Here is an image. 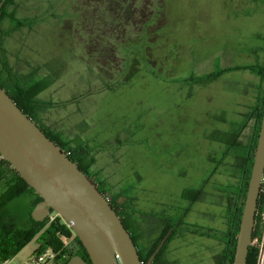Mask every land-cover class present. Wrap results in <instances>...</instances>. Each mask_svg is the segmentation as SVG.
Returning <instances> with one entry per match:
<instances>
[{
  "label": "rangeland",
  "instance_id": "374dc122",
  "mask_svg": "<svg viewBox=\"0 0 264 264\" xmlns=\"http://www.w3.org/2000/svg\"><path fill=\"white\" fill-rule=\"evenodd\" d=\"M153 2L134 22L131 34L118 39L120 54L111 60L115 64L104 54L97 61L96 51L91 55L83 21L95 11L92 0H16L7 11L14 8L17 21L4 24L1 45L15 74L46 66L29 80L33 83L44 74L54 79L38 96L56 89L52 100L60 101L44 97L42 104L61 109V130L67 133L62 138L91 150L89 176L120 210L137 214L143 207L151 214L163 206L162 213L176 219L187 205L182 190L202 176L198 167L206 162L205 152L223 147L209 142L204 133L244 122L240 113L263 83L248 69L227 72L209 83L191 76L264 63V0ZM150 9L154 14L143 25ZM93 23L86 19L85 24ZM252 48L258 53L248 52ZM232 162L227 156L214 176L232 178ZM207 205L203 209L213 212V220L206 216L199 221L216 229L227 227L217 205ZM27 211V197L9 202L0 211V233L25 228ZM194 219L189 214L178 228L184 240L171 241L169 264H213L223 247L216 239L188 233L185 224ZM155 235L149 233L142 245L152 243ZM37 248L38 239H30L11 264L29 263Z\"/></svg>",
  "mask_w": 264,
  "mask_h": 264
},
{
  "label": "trees",
  "instance_id": "16d2710c",
  "mask_svg": "<svg viewBox=\"0 0 264 264\" xmlns=\"http://www.w3.org/2000/svg\"><path fill=\"white\" fill-rule=\"evenodd\" d=\"M2 0H0L1 2ZM94 3L92 9L95 11H90L91 15L85 16L84 29L87 30V40L88 43L92 44L91 55L94 51L98 54L94 61L101 58V54L106 55L109 62L115 57H119V47L117 45L118 39L131 34L130 30H133L134 22L136 20L142 19L145 16L146 8L148 9L149 4H153V0H92ZM16 0H5L2 8L0 9V20L4 16H9L12 19H16L15 11H7V5L14 4ZM128 14V19L123 20L122 15ZM93 15L95 19L93 18ZM143 20V25H145L151 19L149 14ZM86 19L95 22L92 24H85ZM92 19V20H91ZM19 23V21H18ZM17 23V24H18ZM16 24V25H17ZM19 23L18 25H20ZM18 29L16 26L14 28ZM6 32H0V48L2 50L3 36ZM264 39V36H263ZM96 48V49H95ZM110 50V54H105L106 51ZM116 61H112L111 64H115ZM7 59L3 62L4 69L7 70L8 77L10 81L7 85H0L5 89V91L11 96L15 103L37 124H40L37 120L38 110L41 108V100L38 98V94L44 90L52 80L49 78L39 79L33 83L26 81L25 76L17 75L12 72V68H9ZM109 64V65H111ZM251 70L256 72L263 79L264 82V63L263 64H244V65H232L222 68H217L207 74L200 76H191L193 81H198L201 83H209L213 80L218 79L223 74L236 70ZM264 108V90L262 96L259 97V102L257 104V128L255 130L254 137L252 141L245 142L242 138L243 130L246 126V122L241 123L238 127L234 128L232 132L221 133L216 135L220 141L226 144V151L233 150L236 153V161L240 165L243 172V189L241 195V204L238 209L235 208V201L232 196L228 197V202L226 206V216H227V227L222 234L221 240L223 241L222 250H220L214 256V264H232L234 257L237 234L239 230V224L242 214V209L246 197V191L248 186V181L251 174L252 163L254 158V152L257 144V138L259 133V128L261 124V118ZM40 128L45 132V134L59 144L62 149L67 152L68 156L79 166L80 169L85 171L89 176V167L93 163L94 159L91 154V150L84 144H77L72 146L69 142L65 141L62 136L61 139L56 135L52 134L49 130L44 129L42 125ZM1 161L8 164L10 168L14 171L15 176L9 179L7 190L0 197V209H2L9 201L21 195L27 188L33 190L37 194V203L42 200L40 194H38L34 188H32L26 180L19 174V172L4 158ZM90 177V176H89ZM91 178V177H90ZM93 180V179H91ZM93 182H95L93 180ZM96 183V182H95ZM98 187V185H97ZM99 190L105 195L109 200L111 206L116 210L117 214L121 218L124 226L129 231L132 239L137 246L138 253L143 264H146L150 255L155 250L156 246L168 231L170 227H174L173 232L170 234L166 243L160 249L151 264H166V250L172 240L176 235L178 228L183 224L184 217L186 215L188 207L185 206L182 215L175 220H168L167 223L161 229V233L157 239L148 245H142V239L147 236V230L144 229L143 223L140 222L135 216L134 212H126L120 210L119 206L115 204L112 199H109L107 194L98 187ZM194 194L195 198H198L201 194L200 190H194L190 188H184L181 192V198L189 200ZM36 203V204H37ZM35 204V205H36ZM34 208V207H33ZM264 209V196L261 193L258 197V207L257 212ZM33 210V209H32ZM32 210L30 211V224L21 230L6 231L5 233H0V263L9 258H13L16 253L25 245L27 241L32 238L38 239V248L35 250L34 254L43 251L47 247L60 248L63 246L65 239L69 238L73 232L71 227L67 222L57 213L52 216V211L50 216H47L43 220H35L32 217ZM238 210V211H237ZM125 213V214H124ZM148 216L155 217L156 215L151 213ZM256 232H253V238H255ZM76 248L71 250L68 260L76 254H80L91 263L89 255L82 244L78 236H75ZM145 244V243H144ZM71 249V248H70ZM69 249V250H70ZM258 258V248L254 245L249 247L247 262L246 264H257ZM67 260V261H68ZM66 261V262H67ZM65 262V263H66Z\"/></svg>",
  "mask_w": 264,
  "mask_h": 264
},
{
  "label": "water",
  "instance_id": "95a60500",
  "mask_svg": "<svg viewBox=\"0 0 264 264\" xmlns=\"http://www.w3.org/2000/svg\"><path fill=\"white\" fill-rule=\"evenodd\" d=\"M0 155L42 197L32 217L40 221L55 211L81 240L91 261L76 254L65 264H143L129 231L96 183L1 85ZM263 174L264 108L232 264L247 262ZM172 231H167L146 264L153 261Z\"/></svg>",
  "mask_w": 264,
  "mask_h": 264
},
{
  "label": "flooded vegetation",
  "instance_id": "af4514ba",
  "mask_svg": "<svg viewBox=\"0 0 264 264\" xmlns=\"http://www.w3.org/2000/svg\"><path fill=\"white\" fill-rule=\"evenodd\" d=\"M3 4L0 6V9L2 8ZM10 12L11 11H9V13ZM153 14H154V10L150 9L149 16L152 17ZM127 17H128V14H123L122 15L123 20L127 21V19H128ZM6 18L12 19L9 16H4L0 20V32L6 31L5 28H4V24H5L4 20ZM6 59H7L6 54L3 53V51L0 48V83L3 84V85L4 84L7 85L9 83L8 81H10V78L8 77L7 70L4 69V65H3V62ZM12 72H14V74H15V70L12 71ZM16 74H18V73H16ZM29 79L30 78L27 77L26 81L29 80ZM262 81H263V79H262ZM29 83H32V81L29 80ZM263 90H264V82L262 83L261 87H256L255 88V92L253 93L254 97L252 98L253 102L250 103L247 107L245 105V107L247 109L240 113L242 120L244 119L243 121L246 122L245 128L248 127L247 133L246 134H244V132L242 133L243 134L242 138L247 143L252 141V139L254 137V134H255V130L257 128V104L259 102V97L262 96ZM217 120L221 121L220 119H217ZM222 121L224 122L223 119H222ZM244 122H242V123H244ZM215 123H218V122H215ZM237 124H239V123H237ZM38 125H40V124H38ZM235 127H238V125L232 124V126L228 127L227 129H221L218 126H214L211 129L210 132L207 131V132L204 133V138H206L209 142H211L212 144H214V143L221 144L223 147H222V149L219 148L220 151L216 148V151H214V152H209V151L205 152L204 155H206V162L202 163L203 165H199V167H198L199 168V172L202 173V176L200 177L199 180H196L195 183L191 182L192 183L191 186L185 187V188H190V189L200 190L201 191V194L199 195L198 198H195L194 194H193L191 199L186 200L187 201V205L186 206L188 207V209H187L185 217L188 216L189 214H192V215H194V218H195L194 220L196 221V222L188 221L189 224L188 223L185 224V225H187L188 233H191L192 235H196V236H202V237L216 239L217 241L222 243V245H223V241L221 240V237H222V234L225 231L226 227H224L222 229H216V228L210 226L211 225L210 223L205 224L203 221L201 222L199 220L200 219H205L206 216L208 218H211V219L213 217V212L211 210L203 209L205 207V204H208L207 205L208 209H209V206L213 207V206L217 205L216 207H218L220 209V215L225 220L224 222H225V225H226V223H227L226 206H227V202H228L227 201L228 197H230V196L233 197V199L235 201V208L236 209H238L240 204H241V195H242V189H243L244 181H243L242 169H241L240 165L236 161L237 155H236L235 152H233V150L229 149V151H226V144L224 142L220 141L217 137H215L216 135L218 136L221 133H225V132L226 133L227 132L230 133V132L234 131ZM245 128H244V130H245ZM44 129H46V128H44ZM227 156H230L233 159V162L231 164L232 165V169H233L232 178L230 177V179H228V181L226 180L225 176H223V178L220 177V176H214L216 169L220 168L221 164L224 163V161H225ZM210 165H212V167H210ZM203 168L205 169V171H203ZM195 177H199V176H195ZM210 195L212 196V199H213L211 201V203L209 202V196ZM201 204H203V205H201ZM183 209H184V207H183ZM183 209H182V211H183ZM153 214H155L156 216L155 217H151L150 216V217L154 221L153 226H154V229L156 230L155 233H158L155 236V239H154V241H155L157 239V237L159 236V234L161 233V229L167 223V221L170 220V219L171 220H175V219H172L170 216L166 215V211H165V213H162V212L160 213L159 212V213H153ZM181 215H182V212H181V214L179 216H181ZM142 216H143L142 217L143 218L142 221L144 223L146 221V214H142ZM185 217H184V221H185ZM144 224H146V223H144ZM181 225H183V224H181ZM170 228H173V230H174V227H170ZM174 237L172 238V240L175 239L177 242L180 241L181 239L184 240V238H182V233L180 231L179 232L177 231V233H176V235ZM145 238H146V236H145ZM188 239H190V238H188ZM171 241H170V243H171ZM170 243H169V245L167 247V250L165 252L166 253L167 263H168V260H169L168 249H169ZM220 250H222V248ZM218 252H216L214 254V256Z\"/></svg>",
  "mask_w": 264,
  "mask_h": 264
},
{
  "label": "crops",
  "instance_id": "0c3cea01",
  "mask_svg": "<svg viewBox=\"0 0 264 264\" xmlns=\"http://www.w3.org/2000/svg\"><path fill=\"white\" fill-rule=\"evenodd\" d=\"M10 7L11 6H9V11H11V12H13V11H15V9L14 8H11L10 9ZM8 20H13V19H8V18H6L5 20H4V23H6V22H8ZM9 23V22H8ZM264 36V35H263ZM262 37V36H261ZM257 50V48H252L251 50H248V52H250L251 54H253V53H255V51ZM257 53H258V51H256ZM254 55V54H253ZM258 56L260 57V55L258 54ZM46 66L44 65V64H41V65H35L34 66V68H31L32 70H31V72H27V73H25V74H23V73H18L17 75H21V76H25L26 78L27 77H31V79H33V74H34V72L35 71H37L38 69H43L44 70V68H45ZM48 78L49 76H47V74H44V75H42V76H40L39 78H36V81L37 80H39V79H43V78ZM52 80V82L45 88V89H49V87L51 86V85H53L55 82H54V79H51ZM44 89V90H45ZM43 90V91H44ZM59 91L58 90H56V89H54L52 92H51V94L50 93H46V95L47 96H41V94L38 96V98L40 99V100H42V101H45V98L44 97H46L47 98V100H48V102H52V103H55V104H57V102L58 101H60V100H58L57 102H53V100H52V97H53V95L54 94H56V93H58ZM49 97V98H48ZM43 103V102H42ZM52 105H54V104H52ZM54 108V107H53ZM53 108H51V106L49 107V106H47V105H43L42 104V107L39 109V111H38V114L36 115L37 117V120H38V122L40 123V125H42L44 128H46L47 130H49L52 134H54V135H56L57 137H59L60 139H61V136L64 138L65 136L64 135H66L67 136V133L66 132H63L62 130H61V109H59L57 106H55V108L53 109ZM55 117H58L57 119L55 118ZM45 118V119H44ZM62 131V132H61ZM1 155H0V197H1V195L7 190V188H8V183H9V179L12 177V176H15V173H14V171L10 168V166L8 165V164H6V163H4L3 161H1ZM23 196H25V197H27V201H28V211H27V215H26V218H27V224L29 225L30 224V211L33 209V207L35 206V204L37 203V194L33 191V190H31V189H26L21 195H19L18 197H15L14 199H16V198H19V197H23ZM14 199H12V200H14ZM11 200V201H12ZM11 201H9V202H11ZM8 202V203H9ZM7 203V204H8ZM6 204V205H7ZM5 205V206H6ZM5 206L3 207V208H5ZM163 207V206H162ZM160 208L161 210H158V209H155V210H158V211H154V213H161V212H164V210H165V208L163 207V208ZM2 208V209H3ZM2 209H0V211L2 210ZM138 210V213L136 214V212L134 213L135 215H137V219L140 221V222H142L143 223V216H142V214H146V211H143V207H141V208H138L137 209ZM150 214V213H149ZM16 220V219H15ZM14 220V221H15ZM144 223H146V224H144ZM143 223V227H145L144 229H146L147 230V235H149V233H154V232H156V230L154 229V226L153 225H149V224H154V221H153V219L150 217V216H148L147 214H146V221ZM155 234H158V233H155ZM156 236V235H155ZM70 237H72L73 239H72V242H71V244L72 245H75L76 246V240H75V234L74 233H72V235L70 236ZM76 248V247H75ZM170 262H169V260H168V263L167 264H169Z\"/></svg>",
  "mask_w": 264,
  "mask_h": 264
},
{
  "label": "built area",
  "instance_id": "2783aa9c",
  "mask_svg": "<svg viewBox=\"0 0 264 264\" xmlns=\"http://www.w3.org/2000/svg\"><path fill=\"white\" fill-rule=\"evenodd\" d=\"M261 193L264 196V174L261 180ZM254 231L256 235L255 238H252L251 245L258 248L257 264H264V209L256 213ZM72 239V237L65 239L63 246L60 248L47 247L43 251L34 254L27 264H65L70 256L71 250L75 249V245L71 244ZM11 261L12 258L5 259L0 264H11Z\"/></svg>",
  "mask_w": 264,
  "mask_h": 264
}]
</instances>
